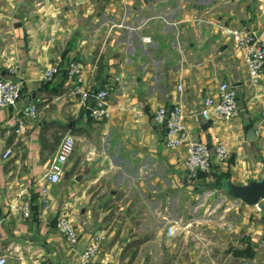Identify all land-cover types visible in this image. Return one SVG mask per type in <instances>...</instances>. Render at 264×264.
Here are the masks:
<instances>
[{
    "label": "crops",
    "instance_id": "crops-1",
    "mask_svg": "<svg viewBox=\"0 0 264 264\" xmlns=\"http://www.w3.org/2000/svg\"><path fill=\"white\" fill-rule=\"evenodd\" d=\"M236 25L264 38V0H0V75L22 83L17 103L0 106V254L7 264H80L93 236L99 237L94 264H168L153 256L148 225L138 221L142 213L153 217L155 195L166 199L171 188L213 185L216 173L239 184L258 178L264 68L251 83L226 32ZM69 59L83 64L85 87H110L107 117L89 114L65 71L43 78L50 63ZM222 80L236 91L238 114L205 119L203 98ZM177 101L189 137L230 149L225 161L214 160L202 175L184 167L186 143L167 147L166 127L152 118L158 105ZM31 103L39 115L19 133ZM44 125L53 148L42 143ZM250 128L254 136L247 138ZM68 131L76 137L74 152L63 179L48 183L49 162ZM8 146L13 152L5 158ZM26 197L32 203L28 218L19 208ZM259 204L260 210L241 207L245 236L233 237L226 264H264V202ZM64 213L77 227L75 244L56 225ZM191 254L169 264H219Z\"/></svg>",
    "mask_w": 264,
    "mask_h": 264
},
{
    "label": "built area",
    "instance_id": "built-area-1",
    "mask_svg": "<svg viewBox=\"0 0 264 264\" xmlns=\"http://www.w3.org/2000/svg\"><path fill=\"white\" fill-rule=\"evenodd\" d=\"M227 34L232 39L233 46L241 53L246 71L251 83H256L264 68V38H260L256 31L244 26L236 25L226 29ZM141 38L146 42H151L149 35H142ZM83 64L81 62L69 59L63 62L50 63L43 72V78L52 79L62 70L65 71L75 83L77 90L81 92V101L89 114L96 118H103L109 115L110 109L107 102L110 87L103 86L100 88H88L84 86ZM114 81L119 80L115 76ZM181 89L182 84H177ZM22 92V83L20 80L3 77L0 75V106L15 105L19 100ZM239 107L237 103L236 91L227 81H219L214 94L207 95L203 98L200 113L205 119L225 118L230 119L238 114ZM39 115L36 103H31L25 115L19 120L16 131L23 132L27 123L35 120ZM153 120L166 127L167 133L164 143L167 147H176L183 142L186 143V155L183 164L188 172L197 169L208 170L213 161H225L229 155V147L224 142H217L213 145L202 142L194 136H188L187 125L184 121L183 107L179 101L170 105H158L152 115ZM76 137L68 131L66 132L56 151L51 157L48 170L44 179L48 183L60 182L66 171V163L75 149ZM13 152L11 146L6 147L3 152L5 158ZM47 188L43 187V193L46 194ZM252 204L257 210L261 205ZM42 202L47 203V198L43 197ZM20 213L24 218L32 215V203L30 197L24 198L20 205ZM56 225L72 244L79 241L77 227L71 217L64 213L58 216ZM176 232L175 221H168L165 227V234L172 236ZM99 249V237L93 236L85 245L81 254L80 264H94V256ZM0 264H7V257L0 254ZM34 264H47L41 259H36ZM100 264H106L102 262Z\"/></svg>",
    "mask_w": 264,
    "mask_h": 264
},
{
    "label": "rangeland",
    "instance_id": "rangeland-1",
    "mask_svg": "<svg viewBox=\"0 0 264 264\" xmlns=\"http://www.w3.org/2000/svg\"><path fill=\"white\" fill-rule=\"evenodd\" d=\"M261 157L262 155H258L254 159L259 166L257 179L263 175ZM217 182L200 189L171 188L166 199H159L155 195L150 200L154 207L153 217H146L140 212L142 218L138 221L148 225L149 236L153 239V256L159 262L167 261L169 264L174 258H187L190 253L198 258L211 256L219 264L231 261L230 247L233 237L235 239L245 236L242 234L244 210L241 207L246 203L227 191L225 179L222 180V185H217ZM154 187L156 191L159 190L156 185ZM141 203L135 202L139 211L143 209ZM168 221H175L176 226V232L170 238L164 234Z\"/></svg>",
    "mask_w": 264,
    "mask_h": 264
},
{
    "label": "water",
    "instance_id": "water-1",
    "mask_svg": "<svg viewBox=\"0 0 264 264\" xmlns=\"http://www.w3.org/2000/svg\"><path fill=\"white\" fill-rule=\"evenodd\" d=\"M253 136V130L251 128L248 129L247 138H252ZM261 162L263 166V175L260 179H250L241 184L235 183L231 179L226 180V189L233 197L250 205L264 199V158H262Z\"/></svg>",
    "mask_w": 264,
    "mask_h": 264
},
{
    "label": "trees",
    "instance_id": "trees-1",
    "mask_svg": "<svg viewBox=\"0 0 264 264\" xmlns=\"http://www.w3.org/2000/svg\"><path fill=\"white\" fill-rule=\"evenodd\" d=\"M47 127H48V125H44L43 126V128H42V131H41V135H40V137H41V139H42V143H43V145H44V147H47V146H49L50 148H53V147H51L52 145L51 144H48V138H47V136H46V130H47ZM199 175H202V174H204V171H199L198 170V172H197ZM227 175H226V173H216L215 175H214V177H215V181H218L216 184L218 185H222L223 184V182H222V180L226 177ZM216 185V186H217Z\"/></svg>",
    "mask_w": 264,
    "mask_h": 264
}]
</instances>
